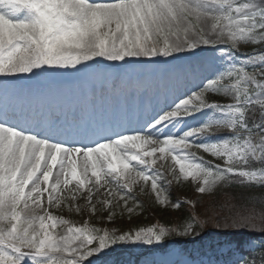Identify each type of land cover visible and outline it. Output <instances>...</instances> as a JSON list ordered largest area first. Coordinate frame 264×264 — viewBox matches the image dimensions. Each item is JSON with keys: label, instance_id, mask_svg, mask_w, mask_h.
<instances>
[{"label": "snow or ice", "instance_id": "snow-or-ice-1", "mask_svg": "<svg viewBox=\"0 0 264 264\" xmlns=\"http://www.w3.org/2000/svg\"><path fill=\"white\" fill-rule=\"evenodd\" d=\"M202 20L210 23L207 32ZM223 40L231 42L233 48L239 42L264 43V7L256 0H0V77L32 74L45 66L76 68L97 58L110 62L167 58ZM244 64L253 69L258 65L260 78L243 65H233L209 79L201 91L175 103L173 110L154 109L156 114L134 134L114 132L105 136L103 132H91L101 137L94 144L65 145L26 130L16 123L15 115L0 111V264H80L117 243L161 244L171 233L188 236L194 232L195 221L181 231L147 227L134 234H100L95 227L71 226L46 209L42 215L37 213L45 193L48 204L59 207L60 194L73 182L76 187L68 198L75 201L77 193L82 195L81 189L86 190L93 213V192L106 185L107 195L124 201L129 213L134 209L127 206V193L140 182L147 185L150 181L155 200L166 204L163 177L159 170L152 169L158 160L169 158L173 162L171 174L176 179L190 178L199 185L200 194L230 182V175L240 177L241 184L264 185V169L243 167L249 160L264 162V125L253 126L260 129L259 142L255 143L246 121L249 106L256 104L264 109V52L248 55ZM180 75L174 73L177 79ZM209 92L231 96L234 102L209 103L205 99ZM205 109L223 118L210 119L178 137L170 132L161 138L163 128L178 126L182 118ZM215 129H228L234 135L216 143L195 142L194 138ZM193 148L222 160L223 167L198 162ZM77 157L83 160L80 173ZM97 203L111 206L112 200ZM180 206L179 202L174 205L177 209ZM252 220L240 215L223 227L264 233V227L258 228ZM59 226L67 227L58 237L55 229ZM94 241H98V247L89 249ZM238 246L234 241L226 244L230 251Z\"/></svg>", "mask_w": 264, "mask_h": 264}, {"label": "rangeland", "instance_id": "rangeland-1", "mask_svg": "<svg viewBox=\"0 0 264 264\" xmlns=\"http://www.w3.org/2000/svg\"><path fill=\"white\" fill-rule=\"evenodd\" d=\"M240 2H244V0H240ZM256 2L264 7V0H256ZM202 26L205 27V30L207 32V29L210 27V23H206L204 21H201ZM208 38V37H206ZM211 39H215V37H212ZM200 48H210L215 47V49L211 52L208 60L209 64L213 69L212 74L209 76V79L218 77L221 73H225L229 68H231L233 65L239 67L243 65L247 70L250 72H255L257 74V77H259V66L257 65L255 69H253L252 66L244 64V61L246 60L247 56L253 53H260L264 52V43L261 44H252V43H245V42H239L235 48L232 47L231 42L227 40H223L215 45H200ZM227 48L231 47L238 53L239 55H234L230 52H227L224 49L221 48ZM190 51V50H189ZM221 52H225L226 55H221ZM242 55L244 57H242ZM98 62L97 64H107L108 61L103 60L102 58H97L96 60H93L92 63ZM68 68H43V73L38 75V78L45 77L52 80H59V79H65L67 75H65V71H67ZM113 74V73H111ZM115 74V73H114ZM68 75H74L70 71ZM33 76V75H32ZM132 77L134 79H137L136 73H131L130 71H118L115 75H111V78L109 79L110 82H119L121 80H124L127 83H130L132 80ZM18 79L25 78V74L22 75V77H17ZM207 80V81H208ZM206 82L202 83L201 89L198 91H201L203 87L206 85ZM226 83H231V81H225ZM194 93V92H193ZM192 93V94H193ZM191 95V94H190ZM189 95V96H190ZM188 96V97H189ZM187 97V98H188ZM186 99V98H185ZM205 99L209 103H233L231 96H225L220 93H206ZM109 103L116 104L115 107L118 106L120 103V100H118L115 97L110 98ZM108 107V105H106ZM122 113L127 116L124 112L125 109L121 108ZM249 111V112H248ZM255 112L256 117L254 119V125L261 124L264 125V109H261L259 105L253 104L249 106L246 113ZM136 118V113L133 114V120ZM217 118H223L221 117L220 113L214 112V110L211 109H205L197 114H194L190 117H184L182 122L178 128V132H176V136L182 135L183 132L196 128L199 126H202L206 122H208L210 119H217ZM120 120V118H119ZM246 121L249 124L247 117ZM131 126L134 125V122L130 123ZM252 128V138L253 142L258 143L260 139V129L255 127ZM254 128V129H253ZM125 129V126L120 128V131ZM234 133H232L228 129H215L211 133L203 135L201 137L194 138L196 143H216L223 141L225 139L230 138L233 136ZM86 139H84L85 141ZM192 152L195 153L197 161L198 162H204L205 164L209 166H214L216 164H219L223 167V161L212 157L210 154L205 153L202 149H191ZM159 155V154H157ZM252 160H249L248 165L243 166L246 170H256L260 171L261 169H264V162L256 161L258 166H255V169L249 168V165H251ZM255 162V161H254ZM173 166V162L170 160V158L166 161L158 160L156 166L152 169L153 172L159 170L161 172V175L163 177L161 184L165 188V195L168 196V202L166 204H159L157 201V204L167 210H175L176 208L174 205L179 202H186L189 204H192L193 200H197L200 197L204 199L211 200L216 196V192L220 185L223 183H230L231 178H234L235 176L229 177L230 182H222L217 184L211 192L206 191L203 194H200L197 192L198 184L191 181L189 178L188 180L183 179V177H180V181L184 183L185 187H180L175 182V177L171 174L170 169ZM241 167V166H238ZM90 175V173H89ZM177 175H179L178 172V166H177ZM94 179V178H93ZM150 181L147 185H145L143 182L138 183L133 187V191L131 193H127V196L129 197L127 201V206L132 207L134 211L132 213H129L127 209L125 208V202L120 201L118 197H109L107 195V189L108 185H106L104 188H100L99 190H94L93 192V200L92 204L96 207V212L93 213L91 211V208L89 206L87 196L88 192L84 189H81L82 195L77 193V199L75 201L68 198L69 193L72 189L76 187L75 182H73L72 185H69L68 189L65 190L60 195L62 196V202L60 203L59 207H56L55 204L49 205L47 200V193H45L43 199H42V207L40 209H37V213L42 215L43 210L46 209L51 215L56 216L59 219H66L69 221V224L74 227H84L87 222H90L92 220V223L95 224V219L98 221L101 216H103V224H105V230L108 231L110 234H125L128 232L135 233V231L139 230L140 228H147V227H156L154 214L152 213V210L149 209L144 204V197L145 190L151 191L150 188ZM248 184H255L258 186H264L259 184L258 182H251ZM43 188V185H41ZM91 187V185H89ZM188 189V190H187ZM155 198V194H154ZM111 199L112 204L111 206L105 204V203H97V201H107ZM71 205V210L69 209V206ZM234 203L230 199L222 200V204H220L221 211L216 212V217H213V222L210 226H218L221 228V225L223 226L226 223H230L233 218H238L240 215L244 216H250L253 218L252 222L257 225L258 228H262L264 226L263 222L264 219L258 218L256 212L249 210H235V207L233 206ZM33 207H35L33 205ZM79 208L80 211H76V208ZM226 209V210H225ZM223 210V211H222ZM227 213H230V216H227ZM259 215V214H258ZM111 217V218H109ZM97 225V224H96ZM94 226V225H93ZM92 226V227H93ZM67 226H59L57 229H55V234L59 237L63 235L66 232ZM95 227V226H94ZM96 228V227H95ZM101 234V233H100ZM200 228L196 225H194V232L192 235L186 236L188 239L189 245H196L195 243L199 241L201 238L200 235ZM213 233H210L212 235ZM122 250H130L132 249L138 256L148 259L151 262L154 261L158 264H210V261L206 258H200L197 257L196 259H192L189 256H187L186 252L180 249L176 244H173L165 238L164 242L161 244H153V245H144L142 243H131V242H124L120 243ZM98 247V241H94L92 245L89 246V249ZM111 247L117 248L116 244L111 245ZM236 251V250H235ZM110 252V247L103 250L99 254H94L92 257H89L87 260L81 261L80 264H87L89 261H92V259H100V257H106V253ZM54 256H61L63 255L65 258H71L67 257V254H53ZM199 258V259H198Z\"/></svg>", "mask_w": 264, "mask_h": 264}, {"label": "bare ground", "instance_id": "bare-ground-1", "mask_svg": "<svg viewBox=\"0 0 264 264\" xmlns=\"http://www.w3.org/2000/svg\"><path fill=\"white\" fill-rule=\"evenodd\" d=\"M204 21V20H202ZM208 23L207 21H204ZM194 38V37H190ZM212 38V37H208ZM215 47L210 48H200L195 50L186 51L183 53L174 54L172 57H157L153 59L141 58V59H129L126 62H110L107 64H97L98 62L92 63V61L78 65L76 68H68L65 71L67 75L66 80L76 81L80 83L79 91L81 96L74 100L71 104H82L85 97V90H91V95L96 94L97 105H103L107 103V96L111 98L115 97L121 100L125 106V114L127 116H132L136 113L135 125L126 128L123 133L134 134L138 132L144 123L149 120L150 117L154 116V109L158 112L160 110L169 111L174 109V104L178 103L181 99H185L191 93L198 91L202 87V83L208 80V75L213 71L209 64V56ZM74 75H68L70 73ZM118 71H130L131 73L137 74V80H133L129 84L122 82L112 83L110 89L106 86L110 84V81L106 79V74L116 73ZM43 68L34 70L32 74H25V78L18 79L17 77H22V75L10 76V77H0V106H5L6 99L9 96L10 91L17 88V85H31L35 92H39L36 89L38 85H43L47 78H38V75L43 73ZM174 73H180V78L177 79ZM33 75V76H32ZM102 81L104 83L103 88H97V82ZM10 87V88H8ZM135 88V91L133 90ZM18 89V88H17ZM16 95L10 100L14 102L16 99H21L27 96V93H20L18 90ZM68 92H63L64 98L69 95ZM101 94V100H99L98 95ZM30 96H33V92H30ZM66 104H67V97ZM62 101V100H59ZM34 109V105L31 106ZM8 110V109H7ZM69 112L76 114L75 116L82 119L83 116L80 111L75 109H70ZM101 112L104 114V119L114 118L118 114L117 108L111 106L108 110L105 109ZM162 114V113H161ZM12 115V113H10ZM32 115H25V121L22 123L26 130L35 132L41 136H50L53 128L47 127L43 124L36 131L31 130V126L35 121ZM180 119V118H178ZM106 122V121H104ZM184 122V121H182ZM181 122V123H182ZM180 123V124H181ZM169 126L163 128L161 132V138L170 132H178L180 126ZM56 123L53 124V127ZM112 127L115 123L111 124ZM98 130L97 128H95ZM155 135V132H154ZM52 140H56L50 136ZM65 145L80 146L72 140L63 138L61 140ZM103 142V141H101ZM134 151V150H133ZM77 170L78 173L83 170V160L81 157H77ZM55 171L53 179L55 178ZM90 173V169H89ZM44 187V185H43ZM33 207V206H32Z\"/></svg>", "mask_w": 264, "mask_h": 264}, {"label": "trees", "instance_id": "trees-1", "mask_svg": "<svg viewBox=\"0 0 264 264\" xmlns=\"http://www.w3.org/2000/svg\"><path fill=\"white\" fill-rule=\"evenodd\" d=\"M252 119V116H251ZM177 185L180 187H185L179 179H176ZM188 190V189H187ZM144 197L145 205L152 210L154 213L159 227H165L168 229L175 228L177 231L183 230L189 223L195 221V225L200 228V233L205 234L207 229L218 230L220 232L233 231L232 229H227L221 225L210 226L213 222V217H216V212L221 211L222 200L230 199L234 203L235 210H252L258 214V218L264 219V188L258 187L256 185H244L240 183V180L233 179L230 183L222 185L216 196L211 199H204L200 197L194 200V206L196 212L193 211L191 207L186 204H181V206L176 210H167L161 208L151 191L145 190ZM226 210V209H225ZM223 211V210H222ZM230 216V213H227ZM103 216L100 217L98 221L94 220L97 225L103 223ZM264 226V222L263 225ZM244 235L241 237H236L234 235H227L220 237V241L216 242L213 239H209L207 242L201 244V251L206 250L209 247L210 253L215 260L216 264H234L236 261L233 252L229 251L227 254L223 253L227 242L234 241L237 242L240 247V253L246 257L248 264H264V233L259 231L249 232L247 230H240ZM169 238L175 240L176 242L185 241L186 236H179L171 233ZM203 242V241H202ZM253 246H249L250 244ZM185 245L184 242L181 243ZM193 256L195 254L191 253ZM205 254V253H204ZM105 264H148L143 262L138 258H134L129 255H118L115 259Z\"/></svg>", "mask_w": 264, "mask_h": 264}]
</instances>
